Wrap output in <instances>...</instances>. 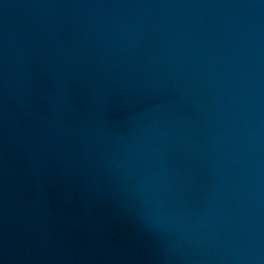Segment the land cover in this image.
<instances>
[{
  "label": "water",
  "instance_id": "95a60500",
  "mask_svg": "<svg viewBox=\"0 0 264 264\" xmlns=\"http://www.w3.org/2000/svg\"><path fill=\"white\" fill-rule=\"evenodd\" d=\"M0 264H264V10L0 0Z\"/></svg>",
  "mask_w": 264,
  "mask_h": 264
}]
</instances>
